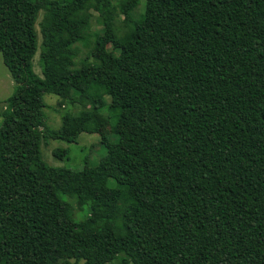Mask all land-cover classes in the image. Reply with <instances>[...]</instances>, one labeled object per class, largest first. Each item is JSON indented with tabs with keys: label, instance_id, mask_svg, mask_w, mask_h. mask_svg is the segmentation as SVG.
<instances>
[{
	"label": "trees",
	"instance_id": "trees-1",
	"mask_svg": "<svg viewBox=\"0 0 264 264\" xmlns=\"http://www.w3.org/2000/svg\"><path fill=\"white\" fill-rule=\"evenodd\" d=\"M112 1L0 0V264H264V0ZM44 95L81 110L50 129ZM105 125L97 166L42 160Z\"/></svg>",
	"mask_w": 264,
	"mask_h": 264
},
{
	"label": "rangeland",
	"instance_id": "rangeland-1",
	"mask_svg": "<svg viewBox=\"0 0 264 264\" xmlns=\"http://www.w3.org/2000/svg\"><path fill=\"white\" fill-rule=\"evenodd\" d=\"M115 4V1H112ZM144 10V1L141 0L140 5L134 11V17L138 18ZM42 17V12L38 14L37 23ZM35 24V30L37 31V52L32 59V69L37 76L40 74L39 66V50H40V35L38 24ZM115 27L120 34V40L124 43L129 40L132 36V30L124 29L121 17L118 15L115 17ZM101 26L99 18L96 13L92 12V17L89 23V30L87 31V37L85 41L76 44L74 47L78 51L77 64L83 59H88L89 61H94L98 54L93 49V38L97 33H100ZM15 84L12 81L10 74L2 61V55L0 53V112L4 108L3 101L11 96L14 92ZM107 101L108 98H107ZM43 102L45 107L43 108L44 121L46 125L53 130H58L62 127V116L65 113L77 114L80 112L78 106H70L64 100L52 96L44 95ZM0 117V126H1ZM124 131L120 128H111L110 125H105L97 134H80L75 143H65L59 140H41L40 153L42 160L51 167H63L71 170H81L85 164L89 167H95L99 164L102 158L106 155L105 147L100 144L101 138L103 136L110 137V140H115L114 135L123 134ZM113 136V137H112ZM67 149L68 153L65 157L57 158L53 154L55 150ZM113 184L112 180L108 181V185ZM73 205L74 217L76 219L82 218V211L79 210L73 201H70ZM125 203V201H124ZM116 264V262L112 263Z\"/></svg>",
	"mask_w": 264,
	"mask_h": 264
}]
</instances>
